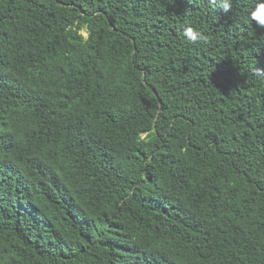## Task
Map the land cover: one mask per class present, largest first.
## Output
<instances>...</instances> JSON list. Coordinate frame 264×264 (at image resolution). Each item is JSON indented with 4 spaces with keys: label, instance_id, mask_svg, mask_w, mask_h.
I'll return each mask as SVG.
<instances>
[{
    "label": "trees",
    "instance_id": "trees-1",
    "mask_svg": "<svg viewBox=\"0 0 264 264\" xmlns=\"http://www.w3.org/2000/svg\"><path fill=\"white\" fill-rule=\"evenodd\" d=\"M256 2L0 0V264H264Z\"/></svg>",
    "mask_w": 264,
    "mask_h": 264
},
{
    "label": "clouds",
    "instance_id": "clouds-1",
    "mask_svg": "<svg viewBox=\"0 0 264 264\" xmlns=\"http://www.w3.org/2000/svg\"><path fill=\"white\" fill-rule=\"evenodd\" d=\"M217 7L223 13H229L232 10L233 0H215ZM248 19L255 22L259 28H264V0H257L255 7L249 10ZM185 36L189 43L204 44L208 41V36L198 29L187 27ZM258 74L264 75V70L257 69Z\"/></svg>",
    "mask_w": 264,
    "mask_h": 264
}]
</instances>
